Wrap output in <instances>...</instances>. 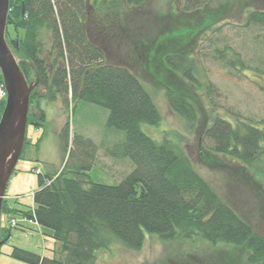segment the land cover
<instances>
[{
  "label": "trees",
  "instance_id": "16d2710c",
  "mask_svg": "<svg viewBox=\"0 0 264 264\" xmlns=\"http://www.w3.org/2000/svg\"><path fill=\"white\" fill-rule=\"evenodd\" d=\"M143 2L112 0L105 8L113 5L116 10L112 12L119 16L127 9L139 10ZM191 2L197 4V0ZM199 2L201 5L184 13L192 15L203 11L207 3ZM88 14L87 0H10L8 26L22 35L8 40L7 33V42L19 59L27 81H35V70L39 75L30 104L34 99L39 101L37 92L43 89L50 93L46 100L52 103L56 96L70 93L72 102L81 101L108 110L107 126L126 132V140L109 150V155L129 158L135 169L116 186L93 183L83 172H75V177H69L64 171L55 175L40 174V190L34 194L35 207L25 212L24 218L52 231V238L61 243L63 257L42 258L18 248L11 256L30 264H96L98 254L117 242L128 250L140 251L149 234L166 243H188L198 238L215 247L232 246L245 252L240 262L264 264V236L201 175L179 143L155 140L142 130L143 125L158 126L161 112L132 65L104 62L103 52L88 38L91 18ZM141 14H133V22L128 26L136 37L143 33L151 36L149 41L139 39L142 43L139 58L146 61L143 66L148 69L147 73H153L166 88L171 112L187 126L195 128L203 107L198 111L193 95L186 89L167 84L170 81L161 73L190 83L201 100L202 96L210 99L215 87L196 75L197 67L191 58L195 51L193 36L214 26L222 17L183 27L167 18L166 25L164 20L150 21L141 31L144 21ZM99 16L105 40L122 33L118 24L105 23ZM250 25L264 26V11L251 12L247 21V26ZM44 35L51 46L47 52L43 51ZM228 53V49L216 51V59L221 60ZM225 63L241 72L245 65L237 54ZM31 74H34L33 79H30ZM37 110V114L29 113L28 125L44 127L46 111L40 104ZM222 116L218 113L211 124L208 122L200 158L208 167L210 164L223 166L218 156L234 160L226 162L236 163L240 169H235L236 175L245 177L264 155V129L240 116L234 117L235 122ZM206 122L203 121L202 126ZM64 135L69 136L67 129ZM232 171L229 172L235 176ZM250 181L257 182V179ZM10 211L5 202L3 213ZM10 236L9 231L5 238ZM229 259L233 262L235 255L230 254ZM222 262L229 264L225 259Z\"/></svg>",
  "mask_w": 264,
  "mask_h": 264
},
{
  "label": "rangeland",
  "instance_id": "374dc122",
  "mask_svg": "<svg viewBox=\"0 0 264 264\" xmlns=\"http://www.w3.org/2000/svg\"><path fill=\"white\" fill-rule=\"evenodd\" d=\"M199 1L202 5L203 2L207 3L203 11L192 15L184 13L188 12L187 9L201 5ZM110 2L87 0V6L90 7L88 13L90 11L92 16H99L101 12L99 18L108 24H118L122 33L109 41L101 40L98 32L89 25L88 34L95 45L108 55L105 57L107 63L119 65L126 56L127 64L123 65H132L152 95L162 120L156 127L143 125L142 130L155 140L179 143L201 175L223 193L254 226L256 232L264 236V155L251 167L252 175L248 172L249 175L245 177L236 175L238 172L235 169L240 170L236 163L226 162L234 160L218 156L223 166L210 164L208 167L199 155L207 124H211L218 113L232 122H235V116H240L264 129V26H247L251 12L264 11V0H197L195 5L191 0H144L139 10L127 9L126 13H119V16L112 12V9L116 10L113 5L109 9L105 8ZM131 11L144 16L141 31L150 21L154 23L161 20L158 21L160 23L164 20L165 24L167 18L171 23L183 27L188 23L222 17L214 26L193 36L196 42L193 41L195 51L191 58L197 67L196 75L202 82H210L215 87V94L210 99L202 96L201 100L190 83L161 73L170 81L167 84L186 89L193 95L198 111L203 107L195 128L187 126L184 120L171 112L166 100V88L143 66L146 61L139 58L142 49L139 39L148 38L149 41L151 36H144L143 33L141 37H136L128 30L134 17ZM8 33V40L13 39L15 33L12 27L8 28ZM43 38V51L47 52L51 47L49 38L45 35ZM224 49H228L229 53L217 60L216 51ZM236 54L245 64L242 72L225 63ZM33 78L34 74H31L30 79ZM37 94L40 95L39 101L34 99L30 104V112L37 114V104H40L46 111L47 123L44 127L27 126V145L6 191L5 202L11 211L2 214L1 228L4 240L9 231L11 236L1 248L0 264H30L11 256L15 248L42 258L63 257L61 243L52 238V231L24 219V213L35 207L34 194L40 190L38 174L55 175L64 171L69 177H75V172H83L93 183L116 186L135 169L129 158L117 159L109 155V150L126 140V132L107 126L108 110L81 101L72 102L70 93L56 96L53 103L46 100L47 96H51L46 90L39 89ZM2 106L1 98L0 108ZM203 121H207L205 126H202ZM66 129L69 133L67 138L64 135ZM231 170L235 171L236 177L229 172ZM250 179H257V182H251ZM11 219L16 220L17 227L11 226ZM230 254L235 255L233 262L229 259ZM241 254L245 252L232 246L215 247L198 238L188 243H166L160 237L147 234L146 243L140 251L128 250L117 242L109 250L98 254L96 264H222V259L229 264H245L240 262Z\"/></svg>",
  "mask_w": 264,
  "mask_h": 264
},
{
  "label": "water",
  "instance_id": "95a60500",
  "mask_svg": "<svg viewBox=\"0 0 264 264\" xmlns=\"http://www.w3.org/2000/svg\"><path fill=\"white\" fill-rule=\"evenodd\" d=\"M9 11L10 0H0V71L8 94L0 120V254L6 242L1 236L3 204L8 184L24 151L30 98L39 84L37 72L35 82L28 83L7 43Z\"/></svg>",
  "mask_w": 264,
  "mask_h": 264
},
{
  "label": "flooded vegetation",
  "instance_id": "af4514ba",
  "mask_svg": "<svg viewBox=\"0 0 264 264\" xmlns=\"http://www.w3.org/2000/svg\"><path fill=\"white\" fill-rule=\"evenodd\" d=\"M107 2H108V0H106ZM112 1V0H111ZM103 7H104V5H103ZM91 8H93L92 6H91ZM88 10H90V7L88 6ZM91 18H92V20H91V18H90V26L92 25V27H93V29L95 30V31H97L98 32V36H99V39L101 38V40H105L106 38H104V36H103V34H102V32H101V30H100V25H101V23L100 22H98V19H97V15L95 16H92L91 15V13H90V11H89V14H88ZM12 29H13V31H14V35H13V40L14 39H17V37L18 36H20V35H22V33L20 32H16V30L12 27ZM92 42H93V44H95L94 43V41L91 39V37L89 36L88 37ZM106 41H109V40H106ZM100 48V47H99ZM101 49V48H100ZM102 51V50H101ZM103 52V54H104V62L106 63V64H110V63H107L106 62V56L108 57V55L107 54H105L104 53V51H102ZM110 54V53H109ZM126 55V54H125ZM124 58H125V61L124 62H122V63H120L119 65H123V64H127V60H126V56H124ZM110 65H113L112 63L110 64ZM124 66V65H123Z\"/></svg>",
  "mask_w": 264,
  "mask_h": 264
},
{
  "label": "built area",
  "instance_id": "2783aa9c",
  "mask_svg": "<svg viewBox=\"0 0 264 264\" xmlns=\"http://www.w3.org/2000/svg\"><path fill=\"white\" fill-rule=\"evenodd\" d=\"M6 97H7V93H6L5 87L2 84H0V101H1V98L3 101L4 99H6ZM13 225H14V222H13Z\"/></svg>",
  "mask_w": 264,
  "mask_h": 264
}]
</instances>
